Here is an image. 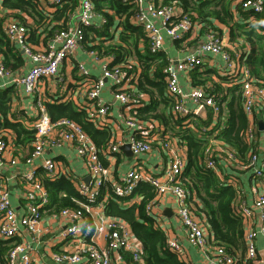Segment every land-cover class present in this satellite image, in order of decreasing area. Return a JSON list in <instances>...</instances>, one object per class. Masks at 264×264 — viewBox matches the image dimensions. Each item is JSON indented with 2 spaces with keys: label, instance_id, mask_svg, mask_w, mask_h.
Listing matches in <instances>:
<instances>
[{
  "label": "built area",
  "instance_id": "1",
  "mask_svg": "<svg viewBox=\"0 0 264 264\" xmlns=\"http://www.w3.org/2000/svg\"><path fill=\"white\" fill-rule=\"evenodd\" d=\"M52 8L63 5L68 0H47ZM79 11L77 23L57 31L49 46L44 49H34L29 43V30L27 26L17 20L8 21L4 26L5 34L18 45L32 63L29 70L22 76L13 79L16 86L24 88L26 93L36 95L37 114L33 124L35 131L32 149L29 151L26 162L33 164L34 160L41 158L45 151L51 147L71 144L76 155L81 158L90 174V181L78 182V192L87 199V203L80 202V208H63L54 213L61 217L65 223L59 233V240L66 243L75 242L72 249L55 253L53 260L56 264H114L121 262L123 252H129L137 263H143L144 250L140 240L134 235L130 225L120 219H115L102 214L101 222L92 220V209L99 206L102 211L104 203L110 198L108 193L100 197L99 192L103 184L109 180L108 168L101 160V156H112L119 153L121 146L126 142L130 144L134 156L151 152L152 138L144 129L142 122L135 114L137 107L141 106L138 95L134 92L131 79L127 76L124 65L104 61L101 65L102 75L88 87L85 109L90 119L98 126L107 125L111 111V104L105 102L101 93L107 84L112 82L114 98L119 101L129 112L124 118L127 128L131 131L129 139L111 141L103 149H99L94 140L84 131L83 127L75 121L64 118L53 122L46 107V100L39 93V85L44 79L55 77L65 60L86 42V28L94 25L95 18L99 16L93 0H77ZM123 3L136 7V12L131 21L134 25L141 26L149 42L152 54L161 52L166 38L173 41H183L194 30L200 28L192 16L185 12L177 0L168 4L158 5V0H122ZM243 7L254 13L264 12V0H241ZM90 54L95 61H99V54L90 49ZM219 56L225 64V73L236 78L235 85L240 84L243 97V109L249 118V125L245 138L248 143L257 142L258 123L257 115L264 118V86L258 83L243 62L240 53L224 41L219 32L209 30L205 32L204 39L199 47L185 57L170 60L164 68L166 92L174 102L172 114L174 118H189L193 112L198 113L201 108L209 107L213 111L215 125L224 104L216 102V97L209 94L208 89L198 86L190 91H185L180 84V74L187 73L204 65L205 57ZM241 58V59H240ZM114 60V58H113ZM80 76L85 80L92 79L89 69L79 63ZM2 58L0 57V77L9 76ZM223 96V95H222ZM221 96V97H222ZM191 101L196 109L187 106ZM213 125V126H214ZM211 126V128L213 127ZM211 128L203 127V133ZM142 132L143 137L138 138L136 132ZM198 134L204 135L199 129ZM170 142H165L164 147H169ZM9 143L0 136V166L3 164ZM236 151L221 142L211 140L205 151V165L215 171L222 182L232 184L237 190V198L233 204L235 212L244 221V239L246 244V264H252L258 257L257 236L264 237V154L254 151L249 153L248 163H241ZM233 165L237 170L243 169L250 172L253 178L249 193L241 185L238 172L224 176L218 163ZM12 164L17 163V158L11 159ZM186 160L174 155L169 165L162 174L144 171L142 167H132L124 173L120 182L113 185L114 194L124 198L131 196L141 183L146 182L156 191L146 205V214L153 218L154 225L164 232L167 247L185 264H192L186 259V249L176 237L168 236L167 227L164 226L161 215L155 212L156 206L166 196H171L177 203L176 215L183 225L185 236L189 245L197 248L211 264H234L235 259L222 247H211L207 224L200 220L190 208L188 203L189 192L181 182ZM42 168L47 177L52 180L60 178L57 162L52 158H45ZM29 188L23 195L22 212L19 213L11 205L10 193L0 183V238L14 239L22 235L25 229L30 233L33 241H39L45 233L42 220L50 204V193L37 176L36 170L28 171L24 175ZM263 184V185H262ZM99 236H103L105 245L98 243ZM30 242H20L10 251L9 264H31L32 258ZM211 254V258L209 257Z\"/></svg>",
  "mask_w": 264,
  "mask_h": 264
},
{
  "label": "trees",
  "instance_id": "2",
  "mask_svg": "<svg viewBox=\"0 0 264 264\" xmlns=\"http://www.w3.org/2000/svg\"><path fill=\"white\" fill-rule=\"evenodd\" d=\"M177 1L184 11L198 23L200 32L209 30L219 32L214 24L216 20L227 25L230 30V44L238 47L245 44L249 47L250 52L240 59L249 68L254 79L264 86V12L254 13L252 10L245 9L241 0ZM93 2L96 10L103 15L105 23L102 28H86L84 45L88 49H94L101 56H113L115 58L113 64L124 65V70L129 77L136 76L134 75L136 66L131 59L135 58L137 64H140V75L132 78L130 82L135 86L134 92L137 95L148 94L151 96V101L144 107H137L132 114H135L141 122L159 120L167 124L169 121L174 123H179L178 120L183 121L184 118L174 119L171 113L174 102L166 92L163 71L170 59L164 52L157 54L150 52L144 29L134 25L131 21L136 7L125 4L122 0H93ZM77 5V0H68L58 6L54 12L44 13L39 8L38 0H1L0 55L7 70L9 72L19 70L24 65L22 55L4 32L3 26L7 19L13 17L12 19L20 20L27 26L30 40L39 43L43 34L45 35L44 40L47 41L57 31L67 28L69 14ZM236 11L241 17L239 21L235 16ZM118 28L120 31L116 41L114 30ZM181 42L175 41L178 44ZM140 45L143 47L142 50ZM203 66H199L196 70ZM196 73H199L200 79L197 85L206 87L209 94L216 97V102L224 106L219 113L217 123L211 130L203 133L202 129L197 127L204 135L201 136L192 128H181L182 132L178 135L180 141H185L188 152V162L184 167L181 182L189 192L190 208L200 220L207 224L210 246L224 248L234 257V264H246L244 221L233 208L238 196L237 190L234 185L222 182L215 171L206 167L205 151L211 140L221 142L233 148L237 153V158L245 164L249 161V153L258 151V143H248L245 138L249 119L243 109L240 84L233 86L224 97V93H221V85L210 78V75L214 73L211 69ZM208 82L211 84L208 85ZM13 90V88L0 90V114L5 119L2 125L15 130L16 144L22 146L33 140L35 131L34 129L27 130L20 123L10 122L7 119L11 109L9 104L14 96ZM137 98L139 103H142L139 96ZM46 107L53 122L64 118L71 119L80 124L99 147L107 146L110 142L111 130L97 128L87 111L79 108L73 101L61 102L56 99L54 102H46ZM212 116L213 111L211 110L210 117ZM210 117L208 121L211 120ZM201 122L203 127L209 126L208 123ZM237 165L239 164L234 163V166ZM234 166H226L225 162L221 161L218 163L225 177L230 173L240 171ZM43 181L50 193V204L46 208L48 212L56 213L63 208H80L79 202L87 203V199L78 192L69 179L60 177L52 180L46 176ZM107 183L108 181L103 184L99 192L100 197L106 193L110 196L109 200L104 203L105 215L124 220L130 225L134 235L142 243L144 264H185L167 247L164 232L157 228L153 218L146 214V205L156 194L153 187L143 182L131 196L120 198L115 196L113 185ZM137 194L139 200L131 202ZM18 243L19 241L15 238H0V264H9L10 251ZM123 257L129 264H140L133 260L129 252H123Z\"/></svg>",
  "mask_w": 264,
  "mask_h": 264
},
{
  "label": "crops",
  "instance_id": "3",
  "mask_svg": "<svg viewBox=\"0 0 264 264\" xmlns=\"http://www.w3.org/2000/svg\"><path fill=\"white\" fill-rule=\"evenodd\" d=\"M38 2L39 8L44 13H52L56 9L52 8L47 0H38ZM170 2L171 0H158L157 4L164 5ZM78 11L79 6L77 5V7L69 14L67 26L77 23ZM97 13L99 14V16L94 19V25L91 27L102 28L103 24L105 23V19L99 11H97ZM235 16L239 21L241 17H239V13H237V11L235 12ZM12 18L13 17L7 19L5 24L11 20H17L20 22V20ZM214 24L218 28V31L223 37L224 41L229 44V47H233L237 52H240L242 57L250 52L249 47H247L245 44L242 45L241 43V47H238L235 44V46L230 44V30L227 25H224L218 20L214 21ZM115 31V40L117 41L120 28L114 30V32ZM205 32L206 31L200 32V28H197L179 44L175 43V41L169 38H166L164 48L161 52L166 53L170 60L181 59L200 46L202 40L204 39ZM44 37L45 35L43 34L40 37L39 43L33 42L29 37V43L34 49H44L49 46L53 36L48 38L47 41L44 40ZM13 44L22 55L24 59V65L19 70H11L9 76L0 77V90H4L7 88L14 89V92L12 93L14 96L12 97V100L9 104L11 106V109L7 116V119L10 122L20 123L27 130H32L37 114L35 100L36 95L26 93L23 87L16 86L13 82V79H15L16 77L24 75L32 66V63L26 57L23 50L15 43ZM140 46L142 50L143 47L142 45ZM89 50L90 49H88L86 45L78 48L65 60L60 68L59 75L44 79L40 83L39 93L46 100V102H54V100L56 99L61 102L73 101L79 108H81L82 104H86V95L89 85H91L94 80L100 78L102 75V63L104 61H110L109 58H112V63H114L113 56L104 55H99L100 60L95 61ZM131 61L136 66V71L134 74L136 76L134 77H137V75L139 76L141 73V67H139L140 64H137L138 62L137 60H135V58H132ZM79 63L84 64L89 69L92 79L85 80L80 76V72L78 70ZM224 68L225 64L219 56L213 57L211 55H208L207 57H205L203 68L199 70L194 69L187 73L180 74V84L185 91H190L193 88L200 86L197 85V82L200 79L199 73L196 72H203L204 70L206 71L207 69H211L214 73L210 75V78L214 82L218 83V85H221V93H224L223 95L225 97V94L227 95L229 90L233 88V86H235L234 81L236 80V78H234V76L232 75L226 74ZM150 75L154 76L153 74ZM209 83L210 82H208V85ZM134 88L135 86L133 85V89ZM113 92L114 88L112 86V82L110 80H107V84L102 90L101 97L105 102L111 104V111L109 116H107V125L98 126V124H96V126L100 130L106 128H109L111 130L112 137L110 139V142L114 140L127 141L131 134V131L127 128L124 118L128 115L129 111L124 106H122L119 101L115 100ZM138 96L140 102H142L141 107L148 105L151 101V96L148 94H138ZM187 106L192 110L196 109V106L191 101L187 102ZM172 109L173 107L171 108V113ZM210 116L211 109L209 107H205V109L201 108L198 113L193 112V114L189 116V118H184L183 121L178 120L180 125H182L181 127L179 123H174L173 121H169L167 124L159 120L146 122L142 121V124L145 127L144 129L152 138L154 149L147 154L136 157L134 156V154L133 156H130L129 152L122 149V145L119 153H116L110 157L102 155L101 160L109 171V180L107 184L112 186L120 182V179L124 175V173L132 167H142L144 171L152 172L154 174H162L164 169L169 165V162L174 155L183 157L186 160L187 165V145L185 141H180V137L178 134H181V128H192L196 133H199L198 129L201 127L203 128V123L201 121L205 122L204 124L208 123V128H211V126L214 125V116ZM209 117L211 120L208 121ZM174 119L176 120L177 118ZM259 120L264 121L262 115H257L255 117V121L258 123V152L264 154V130H260ZM4 121V117L0 114V136L9 143V149L6 151L3 164L0 166V183L9 191L11 205L15 208L16 211H18L19 213L22 212L23 195L29 188L28 182L24 179V175L27 174L28 171L36 170L37 176L42 182H44L43 179L47 175L42 168V162L45 158L54 159L57 162V167L60 171V177L69 179L71 182H73L75 187L77 186L78 182L84 181L88 183L91 180H87V178L90 177V174L88 173L83 160L76 155L75 148L71 144H64L62 146L48 148L45 151L44 155L41 156V158H37L36 160H34L33 164L31 165L28 164L26 162V157L29 151L32 149V142L34 140V137L30 143H26L25 145L21 146L20 144H16L17 134L15 130L12 128L4 127L2 125ZM136 134L138 138L143 137V134L140 131L136 132ZM165 142H170L169 147H164ZM125 144L129 143L126 142ZM104 147L98 146L99 149H103ZM12 158H17L16 164L11 163ZM237 175L240 178L241 185H243L245 190L248 191V198H250L249 193L251 191V184L253 183V178L250 172L240 169ZM137 200H139L138 194L132 198L131 202ZM176 208L177 203L175 202L174 198L171 196H166L163 198V201H160L158 203V206H156L155 209V212L161 215V220L164 226L167 227L168 236L176 237L179 239V241L186 249V259L192 264H211L210 260L205 257L197 248L189 245L185 236L183 225L176 215ZM104 209L105 208H103L102 211L99 206H95L92 209L91 218L94 222L97 223L102 221V214H105ZM42 226L45 229V233L39 241H33L31 239L30 233L25 229L22 230V235L16 237L15 239H17L19 243H31V264H56L52 258L53 255L55 253H60L62 251L72 249L75 245V242L66 243L59 240L58 235L64 228L65 223L61 217H55L54 213L52 212H46L42 220ZM97 241L99 244L105 245L103 236H99ZM257 246L258 257L252 264H264V257L261 254L262 252H264V237L261 235L257 236ZM209 257H212L211 254ZM123 258L124 259L121 262H116L114 264H129L125 257ZM142 264H144V262Z\"/></svg>",
  "mask_w": 264,
  "mask_h": 264
},
{
  "label": "water",
  "instance_id": "4",
  "mask_svg": "<svg viewBox=\"0 0 264 264\" xmlns=\"http://www.w3.org/2000/svg\"><path fill=\"white\" fill-rule=\"evenodd\" d=\"M202 109H205V108H202ZM259 124H260V130H264V121L263 120H259ZM130 148H131L130 144H125V145L122 146V149H124L125 151L129 152L130 156H133V152L131 151ZM89 179H90V177L87 178V180H89ZM261 254L264 257V252H262Z\"/></svg>",
  "mask_w": 264,
  "mask_h": 264
}]
</instances>
